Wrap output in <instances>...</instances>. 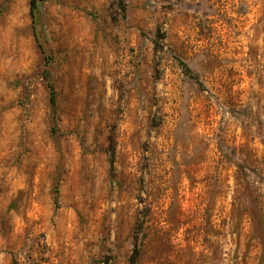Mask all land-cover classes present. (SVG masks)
Wrapping results in <instances>:
<instances>
[{"label": "rangeland", "instance_id": "obj_1", "mask_svg": "<svg viewBox=\"0 0 264 264\" xmlns=\"http://www.w3.org/2000/svg\"><path fill=\"white\" fill-rule=\"evenodd\" d=\"M0 264H264V0H0Z\"/></svg>", "mask_w": 264, "mask_h": 264}, {"label": "trees", "instance_id": "obj_2", "mask_svg": "<svg viewBox=\"0 0 264 264\" xmlns=\"http://www.w3.org/2000/svg\"><path fill=\"white\" fill-rule=\"evenodd\" d=\"M39 1H41V0H29L30 15H31L33 24H34V21L36 19V10L38 8V2ZM33 36L35 38V41H36L39 49L43 52L44 51L43 50V46L39 42L38 35H37V32H36V28H35L34 25H33ZM45 57H46V60H47L48 57L47 56H45ZM179 63L181 65V68L183 69V71H185L186 73L192 75V72H191L190 68L185 64V62L180 60ZM192 77L198 82L196 76H192ZM47 79H48V88H49V102L51 104V107L55 108V106H56V97H55L54 88H53L52 83H51L50 79L48 78V76H47Z\"/></svg>", "mask_w": 264, "mask_h": 264}]
</instances>
